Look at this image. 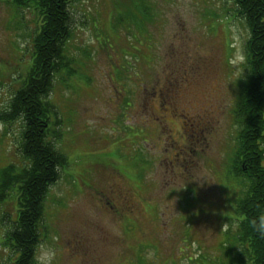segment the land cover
I'll list each match as a JSON object with an SVG mask.
<instances>
[{
  "label": "rangeland",
  "instance_id": "rangeland-1",
  "mask_svg": "<svg viewBox=\"0 0 264 264\" xmlns=\"http://www.w3.org/2000/svg\"><path fill=\"white\" fill-rule=\"evenodd\" d=\"M72 18L47 138L68 166L48 191L35 264H230L232 112L250 38L233 3L79 0ZM36 29L30 1L0 0V109ZM10 129L0 124V169L17 159L20 123ZM12 258L0 245V264Z\"/></svg>",
  "mask_w": 264,
  "mask_h": 264
},
{
  "label": "trees",
  "instance_id": "trees-1",
  "mask_svg": "<svg viewBox=\"0 0 264 264\" xmlns=\"http://www.w3.org/2000/svg\"><path fill=\"white\" fill-rule=\"evenodd\" d=\"M29 1L37 19L30 63L20 86L0 109V124L9 130L18 121L21 129L19 140H14L17 159L0 169V202L15 198L13 211L2 208L0 217V245L13 255L11 264H35L48 191L68 166L67 157L54 146L56 135L52 142L47 139L51 125L56 126L51 121L56 112L49 94L56 74L68 63L64 47L72 33L73 5L79 0L16 3L28 8ZM230 1L250 38L244 47V77L233 109L237 134L228 168L241 183V191L227 219L233 231L225 233L226 248L220 249L226 255L233 253L230 264H264V0ZM124 205L126 213L134 212Z\"/></svg>",
  "mask_w": 264,
  "mask_h": 264
}]
</instances>
